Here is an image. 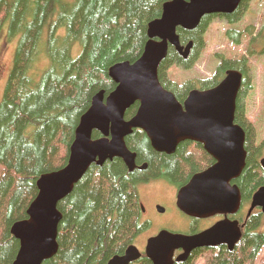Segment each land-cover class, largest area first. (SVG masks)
Wrapping results in <instances>:
<instances>
[{
    "label": "trees",
    "instance_id": "trees-1",
    "mask_svg": "<svg viewBox=\"0 0 264 264\" xmlns=\"http://www.w3.org/2000/svg\"><path fill=\"white\" fill-rule=\"evenodd\" d=\"M170 1L0 0V34L7 25L6 40L17 38L12 70L0 102V264L15 260L19 243L10 229L27 219V210L38 194V179L67 165L75 130L93 97L101 91L104 96L114 91L109 68L133 64L140 58L148 41V24L161 17L163 5ZM250 1L241 0L231 15L205 16L192 31L177 29L181 45L193 42L191 53L183 59L169 47L158 67L160 85L180 104L194 89L217 86L229 69H243L245 79L234 118L245 133V168L234 181L243 195V208L264 187V170L259 164L264 142L258 144L256 126L244 104L253 89L246 60L216 55L219 64L204 80L178 82L170 72L191 69L213 19L221 18L229 26L239 24ZM243 33L252 36L253 27L245 32L231 28L226 36L236 37L238 44ZM261 33L252 43L263 41ZM75 46L78 54L73 57ZM137 108L136 103L125 113V120H130ZM100 137L98 132L92 133L93 139ZM125 144L136 155L135 170L129 172L120 159L90 166L72 192L58 203L62 216L58 250L43 264H106L113 256L122 255L148 227L140 221L139 187L153 180L183 187L213 163L201 145L191 142L180 143L171 155L157 153L144 132L137 129ZM143 164L146 168L139 170ZM240 230L233 250L225 246L197 250L185 264H194L198 258L202 264H255L264 249L260 210L253 211ZM137 264L151 263L144 259Z\"/></svg>",
    "mask_w": 264,
    "mask_h": 264
},
{
    "label": "water",
    "instance_id": "water-1",
    "mask_svg": "<svg viewBox=\"0 0 264 264\" xmlns=\"http://www.w3.org/2000/svg\"><path fill=\"white\" fill-rule=\"evenodd\" d=\"M241 0H172L163 5L162 15L148 24L142 55L134 62L119 63L108 70L116 85L107 96L99 92L89 110L80 118L70 146L67 165L41 176L38 194L27 210V219L15 223L10 233L19 243L12 264H43L58 250L57 232L62 219L57 206L73 190L91 165L120 159L129 172L135 170L136 155L129 151L125 139L133 130L143 131L157 153L173 154L185 141L201 145L214 164L195 174L176 195V208L193 219L216 215L224 219L193 235L161 230L146 241L145 256L151 264H173L172 254L182 250L177 262L196 249L226 246L233 250L241 236L237 221L227 219L240 208V192L231 183L245 168V133L235 124L236 100L242 75L229 70L225 78L209 90H192L183 104L165 90L158 80V67L168 48L187 59L193 47L180 44L177 29L192 31L208 15H231ZM138 104L135 115L125 120V113ZM100 134L93 139L92 133ZM264 170V158L259 161ZM146 165L139 169L144 170ZM260 209L264 219V187L251 198L248 215ZM157 212L164 213L162 207ZM143 210V209H142ZM140 253L131 245L123 255L113 256L107 264H131Z\"/></svg>",
    "mask_w": 264,
    "mask_h": 264
},
{
    "label": "rangeland",
    "instance_id": "rangeland-1",
    "mask_svg": "<svg viewBox=\"0 0 264 264\" xmlns=\"http://www.w3.org/2000/svg\"><path fill=\"white\" fill-rule=\"evenodd\" d=\"M264 0H251L248 11L245 13L243 21L239 24L229 26L221 18H214L204 37V47L198 53L197 61L191 69H175L170 74L178 82L188 80H204L214 74L219 64L216 55H222L226 58H244L247 62V70L250 73L253 89L244 104L247 109V116L256 126L258 144L264 140ZM247 27H253L252 36L244 34L240 37V44L235 43L236 37L228 38L226 32L231 28L244 32ZM261 33L263 42L253 43L249 46V39L256 38ZM7 25H5L0 34V102L2 100L5 86L8 82L12 70L14 54L17 46V38L6 40ZM78 54L77 46L72 51V56ZM41 60V59H40ZM39 66V68H41ZM264 157V153H263ZM176 188L162 181L153 180L142 184L139 187V196L141 202L146 204L151 212L148 213L146 220L150 225L141 233L140 242L145 244L146 240L155 235L160 230L169 229L172 231H183L191 226V221L182 216L175 207L174 199ZM160 205L165 212L159 214L155 205ZM197 228L205 225L202 222L196 223ZM196 224H193L196 226ZM210 224L206 225L209 226ZM202 259H197L194 264H202ZM255 264H264V249L260 252Z\"/></svg>",
    "mask_w": 264,
    "mask_h": 264
},
{
    "label": "flooded vegetation",
    "instance_id": "flooded-vegetation-1",
    "mask_svg": "<svg viewBox=\"0 0 264 264\" xmlns=\"http://www.w3.org/2000/svg\"><path fill=\"white\" fill-rule=\"evenodd\" d=\"M246 31V30H245ZM244 31V32H245ZM248 34V33H247ZM252 38H250L249 39V41H248V43H249V46L252 48L253 47V43H252ZM238 44H240V41H239V43ZM246 64H247V62H246ZM229 70H234V69H229ZM242 70V71H241ZM228 71H226L225 72V75H226V73H227ZM240 73H241V75H242V83H241V86H242V84H243V80L245 79V76H244V73H243V69H240V71H239ZM241 89V88H240ZM198 90H200V89H198ZM239 95H240V91H239ZM239 95H238V97H239ZM238 97H237V99H238ZM185 142H187V141H185ZM262 142H264V140L262 141ZM151 146V145H150ZM202 147V146H201ZM203 149V148H202ZM167 155V154H166ZM171 155V154H170ZM214 164V160H213V163L212 164H210L209 165V167H211L212 165ZM143 165H146V164H143ZM142 165V166H143ZM142 166H139V168L140 167H142ZM209 167H207V169L209 168ZM138 168V169H139ZM139 170H141V169H139ZM162 181H164V182H166L165 180H162ZM147 183H149V182H147ZM166 183H168V182H166ZM146 184V183H145ZM169 184V183H168ZM171 185V184H170ZM231 185H235L234 184V181L231 183ZM184 187V186H183ZM174 188H176V194H175V199H174V204H175V202H176V195H177V192H178V190L180 189V188H182V187H179V188H177V187H174ZM239 192H240V198H241V200H242V197H243V195L241 194V191H240V189H239ZM250 204V203H249ZM139 206H140V209H141V217H140V221H141V223H143V224H146L147 226H149L150 225V222L148 221V220H146L145 219V217H147V214L148 213H150L151 212V209L146 205V204H144V203H142L141 202V199H140V201H139ZM146 206H147V209H148V213H147V209H146ZM155 208H157V207H161L159 204L158 205H155L154 206ZM143 209V210H142ZM156 211H157V209H156ZM248 210H246V208H243L242 206H240V208H239V211L235 214V215H228L227 216V219H229V220H231V221H237L238 222V225H239V227L241 228L242 227V225H243V223H245V221H246V219L248 218ZM182 216H184V217H186V219H189V221H191V226H189L186 230H183V231H178L179 233H181V234H183V235H187V236H189V235H193V234H197V233H199V232H202V231H204V230H206V229H208L209 227H211L213 224H215L216 222H218V221H221V220H223L224 219V216H219V215H216V216H214V217H210V218H206V219H193V218H189V217H187V216H185V215H183L182 214ZM200 222H202L203 224H205V225H203V226H201V227H199V228H197V224L196 223H200ZM193 224H196V226H194ZM208 224H210L209 226H206V225H208ZM159 232V231H158ZM158 232L155 234V235H153V236H156L157 234H158ZM141 235V234H140ZM140 235L136 238V240H135V242H134V244H132L133 246H135L137 249H138V251H139V253H140V257H139V259L138 260H136L135 262H133V263H131V264H137V263H139L140 261H142V260H144V259H147V257L145 256V245H146V242H145V244H142V242H140V239H141V237L143 236H141L140 237ZM152 236V237H153ZM147 241V240H146ZM216 248V247H215ZM197 250H201V249H196V250H193L188 256H187V258L185 259V260H182V261H179V262H177V259H178V257L179 256H181L182 254H183V252H182V250H176V251H174L173 252V254H172V260H173V264H185V263H187L192 257H193V253L195 252V251H197ZM124 254V253H123ZM122 254V255H123ZM198 259H201V258H198ZM148 260V259H147ZM149 261V260H148ZM151 263V262H150ZM107 264V263H106Z\"/></svg>",
    "mask_w": 264,
    "mask_h": 264
},
{
    "label": "bare ground",
    "instance_id": "bare-ground-1",
    "mask_svg": "<svg viewBox=\"0 0 264 264\" xmlns=\"http://www.w3.org/2000/svg\"><path fill=\"white\" fill-rule=\"evenodd\" d=\"M65 142V141H64ZM199 148V147H198ZM64 152V151H63ZM60 157V156H59Z\"/></svg>",
    "mask_w": 264,
    "mask_h": 264
}]
</instances>
